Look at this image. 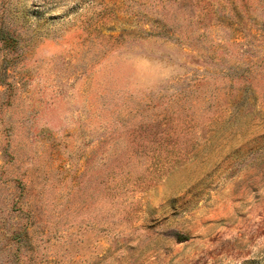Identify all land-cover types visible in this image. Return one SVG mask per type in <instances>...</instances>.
I'll return each mask as SVG.
<instances>
[{
	"label": "rangeland",
	"instance_id": "1",
	"mask_svg": "<svg viewBox=\"0 0 264 264\" xmlns=\"http://www.w3.org/2000/svg\"><path fill=\"white\" fill-rule=\"evenodd\" d=\"M0 264H264V0H0Z\"/></svg>",
	"mask_w": 264,
	"mask_h": 264
}]
</instances>
